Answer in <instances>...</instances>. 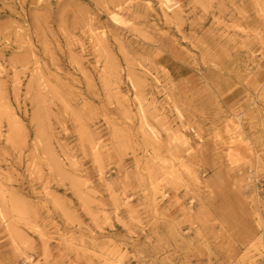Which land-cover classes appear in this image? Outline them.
<instances>
[{
    "label": "rangeland",
    "instance_id": "374dc122",
    "mask_svg": "<svg viewBox=\"0 0 264 264\" xmlns=\"http://www.w3.org/2000/svg\"><path fill=\"white\" fill-rule=\"evenodd\" d=\"M171 6L0 0V264H264V0Z\"/></svg>",
    "mask_w": 264,
    "mask_h": 264
},
{
    "label": "bare ground",
    "instance_id": "6f19581e",
    "mask_svg": "<svg viewBox=\"0 0 264 264\" xmlns=\"http://www.w3.org/2000/svg\"><path fill=\"white\" fill-rule=\"evenodd\" d=\"M162 3L164 4V6H166L167 8H168V10H170L171 9V4L173 3V0H162ZM112 21L115 23V24H121L120 23V19L117 17V16H114V17H112ZM239 125L240 124H233L232 126H228V127H230L231 128V130L232 131H238L239 130ZM250 170H252V168H250ZM256 178H258L259 177V174H258V172H256L255 173V175H254ZM262 226H263V224H262Z\"/></svg>",
    "mask_w": 264,
    "mask_h": 264
}]
</instances>
